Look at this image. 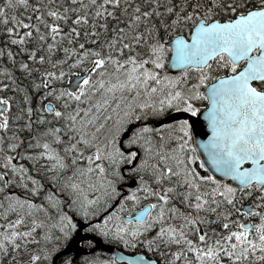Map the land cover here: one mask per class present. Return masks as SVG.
Instances as JSON below:
<instances>
[{"label":"snow or ice","instance_id":"6c2138e0","mask_svg":"<svg viewBox=\"0 0 264 264\" xmlns=\"http://www.w3.org/2000/svg\"><path fill=\"white\" fill-rule=\"evenodd\" d=\"M0 33V264L80 227L144 250L82 264H264V0H0Z\"/></svg>","mask_w":264,"mask_h":264},{"label":"water","instance_id":"95a60500","mask_svg":"<svg viewBox=\"0 0 264 264\" xmlns=\"http://www.w3.org/2000/svg\"><path fill=\"white\" fill-rule=\"evenodd\" d=\"M165 69L167 72H169L171 74H177L180 71H183V68H181V67L174 68L169 64H166ZM181 118H187L189 120L192 134L198 140L206 138L207 128H206V123L204 121L202 113L197 116V115H192L190 113H187L184 110L173 111V112H170L169 114H167L166 116L162 117L159 120V123L161 124V123H165V122H169V121H173V120L181 119ZM216 175L218 177L220 176L219 173H216ZM79 225H83V223H80ZM81 228L82 227H80V230L75 233L71 243L68 244L67 251H69L70 249H74L75 251H77V250L82 251L81 248L78 246V242L82 239H85V238H92L96 244V246L94 248L102 249V250L110 253L111 255H114V254H119V255L143 254L142 252H136L133 254L125 253L123 250L119 249L117 246L103 242L100 237H96V236L90 237L87 233H85V234L81 233Z\"/></svg>","mask_w":264,"mask_h":264},{"label":"flooded vegetation","instance_id":"af4514ba","mask_svg":"<svg viewBox=\"0 0 264 264\" xmlns=\"http://www.w3.org/2000/svg\"><path fill=\"white\" fill-rule=\"evenodd\" d=\"M37 95V97H38V93L36 94ZM198 104V108H200V107H204L205 105H206V101H203V103L202 104H200V103H197ZM165 116V115H164ZM162 118V117H161ZM187 119V118H186ZM176 121V120H175ZM173 122V121H172ZM150 123L153 125V126H156V121H150ZM167 123H171V122H167ZM162 124H164V123H162ZM189 125H190V123H189ZM198 163V162H197ZM200 170H202V169H200ZM71 213V215L73 216V218H74V220L78 223L80 220H82V218L81 217H78V216H75L76 214L75 213H73V211H71L70 212ZM102 219V218H101ZM83 221V220H82ZM82 233H85L84 232V227H83V229H82ZM92 232H89V233H87L88 235H97V234H95V233H92ZM89 239H91V238H85V239H82V240H80L79 242H78V246L81 248V250L82 251H75L74 249H70L69 251L70 252H68V253H64V254H62L60 257H58L57 258V262H58V264H59V260L61 259V258H65V257H72V264H82V258H91V257H94V256H96V255H99V257H101L100 259H111L112 258V255L111 254H109V253H107V252H105V251H103L102 249H99V248H94L95 247V242H94V245L93 246H91V247H89L87 244H83L82 245V241H87V240H89ZM93 240V239H92ZM94 241V240H93ZM109 241V242H108ZM105 242H108V243H111V244H114V245H116V246H118V247H120V248H122V249H124V250H126L127 252H144V250L143 249H141V248H135V249H125L124 247H123V245L122 244H119V243H117V242H115V241H112V240H106ZM87 249V250H86ZM73 252V253H72ZM67 254V255H66ZM149 256H150V254H149ZM123 264H126V262H123Z\"/></svg>","mask_w":264,"mask_h":264},{"label":"trees","instance_id":"16d2710c","mask_svg":"<svg viewBox=\"0 0 264 264\" xmlns=\"http://www.w3.org/2000/svg\"><path fill=\"white\" fill-rule=\"evenodd\" d=\"M21 11H22V10H21ZM1 36H2V37H1ZM0 38H1V39H0V43H2V41H3V35H2V33H0ZM165 71H166L165 68L162 69V70H161V74H163ZM97 95H98V97L101 96L100 93H98ZM108 95L112 97V98L110 99V101H109V109H110V108H111V105L116 103V100H118V99L123 100L125 97H128V92H127V90H125V91H123V92L109 93ZM105 98H106V97H105ZM124 102L126 103L127 101L124 100ZM197 103L202 104L203 101H200V102H197ZM170 111H172V110H171V109L166 110L165 114L168 113V112H170ZM107 114H108L107 110H105L104 108H102V109H101V118H102L103 116L107 115Z\"/></svg>","mask_w":264,"mask_h":264},{"label":"bare ground","instance_id":"6f19581e","mask_svg":"<svg viewBox=\"0 0 264 264\" xmlns=\"http://www.w3.org/2000/svg\"><path fill=\"white\" fill-rule=\"evenodd\" d=\"M3 35V34H2ZM2 37V36H1ZM1 39V38H0ZM117 203H118V201H117ZM67 205H65V207H66ZM66 210H67V207L65 208ZM71 211H69V215H71V213H70ZM76 216V215H75ZM81 222H83L82 220H80L79 222H78V224H80ZM92 234V233H91ZM90 237H92V236H96V237H98L97 235H89ZM92 239V238H91ZM119 249H121V250H123L125 253H129V254H133V253H136V252H127L126 250H124V249H122V248H120V247H118ZM87 250V249H86ZM68 252H70V251H67V249H66V252H64V253H68ZM64 253H61V255L62 254H64ZM73 253V252H72ZM69 254V253H68ZM110 254V253H109ZM67 255V254H66ZM112 257H113V255H112ZM101 258V257H100Z\"/></svg>","mask_w":264,"mask_h":264},{"label":"rangeland","instance_id":"374dc122","mask_svg":"<svg viewBox=\"0 0 264 264\" xmlns=\"http://www.w3.org/2000/svg\"><path fill=\"white\" fill-rule=\"evenodd\" d=\"M66 79H67V77H66ZM197 106H198V105H197ZM66 207H67V206H66ZM66 207H65V208H66ZM73 213H75V212H73ZM137 248H138V247H137ZM128 249H133V248H128Z\"/></svg>","mask_w":264,"mask_h":264}]
</instances>
